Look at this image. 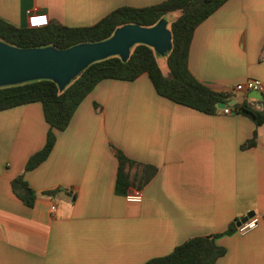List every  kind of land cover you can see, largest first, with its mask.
I'll use <instances>...</instances> for the list:
<instances>
[{
  "label": "crops",
  "instance_id": "crops-1",
  "mask_svg": "<svg viewBox=\"0 0 264 264\" xmlns=\"http://www.w3.org/2000/svg\"><path fill=\"white\" fill-rule=\"evenodd\" d=\"M163 1L0 0V18L22 28L87 27L118 8ZM189 69L231 102L264 111V98L234 90L250 79L264 84V0H228L204 20ZM48 131L41 103L0 111V264H144L210 234H223L216 243L227 250L216 264H264V125L175 103L143 74L100 82L56 131L49 157L26 172ZM255 133L256 145L245 147ZM112 146L156 168L141 203L116 194ZM21 175L36 192L32 207L12 190ZM249 212L256 227L224 234Z\"/></svg>",
  "mask_w": 264,
  "mask_h": 264
},
{
  "label": "trees",
  "instance_id": "trees-1",
  "mask_svg": "<svg viewBox=\"0 0 264 264\" xmlns=\"http://www.w3.org/2000/svg\"><path fill=\"white\" fill-rule=\"evenodd\" d=\"M228 0H166L159 4L136 8L121 7L92 26L68 27L57 22L46 26L17 27L0 18V40L18 48H43L53 46L67 49L81 43H97L109 39L115 30L127 24L153 27L170 13L179 16L169 26L172 33V50L163 56L167 73L161 68L155 50L145 44H137L127 61L119 56L92 63L64 91L52 80H37L20 85L0 88V111L14 107L41 103L49 131L44 147L32 155L25 166L31 171L42 164L56 143V131H64L86 97L103 80L135 81L147 74L158 95L175 103L207 114L219 111L218 104L250 118L257 126L264 125V111L248 103L231 104V96L217 92L195 78L189 69V51L196 28ZM257 133L245 147H253ZM118 160L116 194L126 196L130 188L142 190L155 176L156 168L140 164L128 158L120 149L112 146ZM138 171L132 173V169ZM15 195L28 207L36 200V192L21 175L12 181ZM53 195L55 191L46 192ZM237 229L233 224L224 234ZM223 234H210L189 238L167 255L152 258L144 264H216L227 250L216 240Z\"/></svg>",
  "mask_w": 264,
  "mask_h": 264
},
{
  "label": "water",
  "instance_id": "water-1",
  "mask_svg": "<svg viewBox=\"0 0 264 264\" xmlns=\"http://www.w3.org/2000/svg\"><path fill=\"white\" fill-rule=\"evenodd\" d=\"M137 44L148 45L157 55L166 56L172 50V33L167 20L164 18L153 27L127 24L117 28L107 40L81 43L67 49L18 48L0 40V88L48 79L62 92L94 62L112 56L127 61ZM248 97L260 101L264 98L263 93L256 91L249 92ZM226 107L225 103L218 104L219 109ZM254 215L249 212L237 226Z\"/></svg>",
  "mask_w": 264,
  "mask_h": 264
},
{
  "label": "built area",
  "instance_id": "built-area-1",
  "mask_svg": "<svg viewBox=\"0 0 264 264\" xmlns=\"http://www.w3.org/2000/svg\"><path fill=\"white\" fill-rule=\"evenodd\" d=\"M234 90L237 92L243 91V92H262L264 90V84L261 80L257 79H250L245 81L244 83L238 84L234 87ZM224 114H230L231 110L226 107L225 109H222ZM126 200L131 203H141L143 200V193L142 190H135L133 192L128 193L125 196ZM55 209V206L52 207V210ZM258 223L257 218H251L246 223H242L240 226L237 227V230L240 233H244L248 230L253 229L256 227Z\"/></svg>",
  "mask_w": 264,
  "mask_h": 264
},
{
  "label": "rangeland",
  "instance_id": "rangeland-1",
  "mask_svg": "<svg viewBox=\"0 0 264 264\" xmlns=\"http://www.w3.org/2000/svg\"><path fill=\"white\" fill-rule=\"evenodd\" d=\"M178 16H179V13L178 12L170 13V14H168L166 16L165 19L168 22V27L171 25V23L173 21H175V19H177ZM157 58H158V62L160 64L161 68L163 69V71L165 73H167V62H166L165 57H163V56H157Z\"/></svg>",
  "mask_w": 264,
  "mask_h": 264
}]
</instances>
